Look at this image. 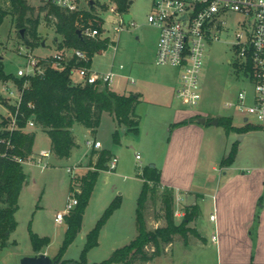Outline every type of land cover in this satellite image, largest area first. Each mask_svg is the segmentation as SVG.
<instances>
[{"label":"rangeland","instance_id":"1","mask_svg":"<svg viewBox=\"0 0 264 264\" xmlns=\"http://www.w3.org/2000/svg\"><path fill=\"white\" fill-rule=\"evenodd\" d=\"M26 3L29 9L21 22L27 17L40 18L41 22L38 29L40 39L29 52L39 57H45L50 52L55 53L59 50L58 43L62 38L56 33L54 25L46 21V12L41 10L44 6L43 1L26 0ZM96 3L102 7L101 9H104L103 12H100L104 21L105 32L103 35L109 38L110 45L107 50L95 54L91 66L94 70L107 72L117 68L121 63L126 65L125 71H128L136 83L128 85L123 82L121 86L115 87L120 94H129L128 91H136L137 89L143 92L141 102L136 108V113L142 123V136H136L133 131H127V129L124 131L119 126L116 127L114 125L115 121L106 112L95 135H91L90 130L79 123L73 126L72 131L79 147L73 150L70 159L55 162L51 157L47 159L48 167L36 163H26L25 170L29 171V181L24 186L20 198V208L16 214L18 226L12 233V239L17 241V245H10V247L0 250V264H20L22 257L33 255L34 249L29 234L30 227L40 236L51 238L52 241L48 248L49 256L54 258L58 254L65 237L66 223H56L55 217L57 211L65 207L72 179L75 185L77 180L81 179L87 172L96 170L97 156H92L93 148L88 145V142L94 139L102 143V147L96 150H112L115 153L119 160L118 166L116 170L107 169L100 172L85 210L82 229L75 241L68 247L64 258L70 260L80 259L88 233L96 225L110 202L116 197H119L122 206L102 231L99 245L88 252V263L101 262L109 258L116 248L128 244L138 233L136 208L142 185L138 174L143 166L149 165L151 162L156 163L158 167L161 166L167 149L166 121L174 116L176 110L182 111V104L175 98L171 86L173 74L175 76L174 70L159 66L155 61L159 32L148 23V14L152 7L151 1L130 0L128 10L139 26L122 33L115 31V27L120 24L116 14L105 9L112 5V1L96 0ZM4 5L7 7V4ZM16 24V20L11 16H7L0 24L1 61L4 71L14 76L17 75L20 68L26 69L28 67L26 56L28 46L20 36L19 29L21 28H18ZM26 36L28 37L27 31L25 32ZM228 40L230 38L223 36L222 41L214 42L206 50L207 62L202 81L204 99L198 109L209 111L210 116H217V118L229 117L227 114H234V111H229L224 107V103L234 99L236 92L245 83L240 78L242 77V68L238 56L237 70L229 63V60L236 59V55L227 42ZM8 83H12L11 87L14 95H17V85L13 81H8ZM123 85H126L127 89L123 90ZM2 89L3 84L0 82V90ZM1 97L0 103L6 107L7 104L14 105L17 101L15 96L4 95V92ZM0 113V134L11 132L9 130L10 109L7 107L5 110L3 106H0ZM232 118L236 126L240 127L243 124L238 115H234ZM5 119L8 122L6 124L3 123ZM116 129L119 132L118 141L114 137ZM26 130L31 129L27 128ZM208 134H211L209 139L214 140V159L219 160L225 155L226 137L228 135L220 125L211 126ZM246 134L248 138L244 140L238 158V164L245 168L252 165L255 159L264 160V130L254 127ZM36 136L38 147H49L50 139L45 132L41 129L37 130ZM231 136L237 135L232 134ZM204 152L205 148L202 156L206 154ZM137 155H139V158H137ZM50 162L54 165H50ZM77 165L81 168L80 170L73 169ZM69 168L73 169L75 178H72V174L68 172ZM150 186L152 190L148 193L143 214L148 228L155 230L166 225L163 219L162 204V195L166 189L152 183H150ZM75 189H79L78 186H75ZM199 199V197L196 198V200ZM200 201L199 205L197 204L199 214L195 220H199L200 227L207 234L211 231L208 221L209 201L205 203ZM193 205L196 204H179L174 199L175 221L177 224L182 223L184 220L187 208L193 210ZM178 211H180V214H178ZM188 227V240L185 241L178 234L176 235V242L192 243L197 240L195 223L190 222ZM169 246L165 247L161 255L165 258L159 259V256L147 263L138 262L137 264H171L173 249ZM201 254V259L199 257L197 259L198 264H216L215 248L207 249L206 252Z\"/></svg>","mask_w":264,"mask_h":264},{"label":"trees","instance_id":"2","mask_svg":"<svg viewBox=\"0 0 264 264\" xmlns=\"http://www.w3.org/2000/svg\"><path fill=\"white\" fill-rule=\"evenodd\" d=\"M7 4V7L4 5ZM29 7L26 0H0V24L7 16L16 20L18 28H25L27 35L25 44L35 47L40 39L38 32L40 18L27 17L22 19ZM118 9L121 12L128 11V0H120ZM46 12V21L52 23L62 40L58 43L59 50L81 49L87 53V62H78L73 58L63 69H55L47 65L48 57L42 58L41 64L45 71L40 75L24 76L6 73L0 59V81H13L21 92L17 116V128L12 132L0 134V250L7 246L11 234L17 229L16 212L19 209V197L27 180V174L23 164L15 157L27 158L33 153L36 131H26L25 127L29 118H33L36 128L41 129L51 139V152L59 159H68L73 149L77 146L72 128L79 123L91 130L95 135L101 126L104 112L114 115L118 124H125L130 131L138 132L140 117L136 113L137 105L141 102L140 94H120L107 86L74 83L71 79V68L75 65L91 66L92 59L97 53L108 49L109 38L87 39L79 36L76 22L78 13H68L56 5H44L41 8ZM90 14H87V17ZM27 84V86H25ZM2 97L0 96V100ZM12 113L17 111L15 105L7 104ZM4 124L8 123L5 119ZM219 125L223 126L227 133H246L253 129L252 125L236 127L232 117H219ZM259 128V127H258ZM119 132L114 133L118 141ZM7 138V142L1 139ZM238 152L234 143L228 156L222 164L230 165L234 162ZM97 156L96 170L87 172L74 185L73 180L69 192H73L78 186L80 192H76L78 204L65 217L67 226L65 238L54 257L60 264H89L88 252L99 245V236L103 226L111 215L121 206V201L116 198L106 208L96 225L87 235L86 244L81 252L79 260L64 259L68 247L75 241L82 229L85 210L89 204L100 171L109 169L107 163L113 156L109 150H92V156ZM144 180L143 188L138 199L136 212L137 236L128 244L113 251L111 256L101 262L91 264H137L147 263L159 256L165 247L176 240V235H181L188 240V224L196 219L199 214V206L193 205L192 211L187 208L182 223L177 224L174 212V192L164 188L162 204L166 222L165 226L150 230L143 214L148 193L152 190L150 183L161 186V171L157 167L144 166L138 174ZM162 187V186H161ZM30 240L34 251H42L51 244L49 236H40L29 228ZM198 237V233L195 232ZM16 244V242H14ZM248 264H259L251 262Z\"/></svg>","mask_w":264,"mask_h":264},{"label":"built area","instance_id":"3","mask_svg":"<svg viewBox=\"0 0 264 264\" xmlns=\"http://www.w3.org/2000/svg\"><path fill=\"white\" fill-rule=\"evenodd\" d=\"M44 5H56L68 13H78L76 26L81 31V37L87 39H105L103 35L104 21L100 12L104 9L98 6L96 0H42ZM112 5L108 9L115 13L120 24L115 27L117 33L137 28L139 25L131 19L125 20L127 12L118 9L120 0H111ZM151 11L148 14V23L159 32L157 39L156 64L169 67L174 70L176 88L174 96L184 108L194 112L204 99L203 78L207 62L206 50L214 42L222 41V37H228L227 42L231 45L236 55L235 60L229 63L237 70V56L240 59L241 79L244 86L236 92L232 100L224 103L229 111V117L238 115L244 125H256L264 130V0H150ZM130 0H128V3ZM97 8V11H96ZM87 14L90 16L87 17ZM28 48L26 56L28 67L20 68L17 72L19 78L43 74L45 66L41 64L42 58L48 57L47 65L63 70L68 63L75 58L78 62L89 60L87 53L81 49L58 50L52 55L39 57L33 55ZM117 50V47H116ZM126 66L119 64L117 68L107 72L97 71L92 66L75 65L71 68V79L74 83L95 84L107 86L117 91L116 87L128 81L135 83V79L125 73ZM237 77V75H236ZM237 80V78H236ZM27 86V84H25ZM21 90L17 89V95L9 91L10 96H15L14 104L17 108L15 113H9V130L17 128V116L21 101ZM36 127L34 119L29 118L27 128ZM2 142L10 143L7 138ZM94 149L102 146L100 141L89 142ZM51 150H43L38 155L31 154L27 158L15 157L21 164L36 163L48 167L47 158L51 156ZM139 158V155H137ZM118 158L112 156L107 166L110 170L117 169ZM75 170V168H73ZM73 169L68 172L74 177ZM73 180V179H72ZM74 189L69 192L65 207L55 217V222H65V217L78 204ZM216 220V214L210 216ZM217 239V234L212 236Z\"/></svg>","mask_w":264,"mask_h":264},{"label":"crops","instance_id":"4","mask_svg":"<svg viewBox=\"0 0 264 264\" xmlns=\"http://www.w3.org/2000/svg\"><path fill=\"white\" fill-rule=\"evenodd\" d=\"M49 55H52V53L50 52L46 56ZM125 73L130 75L128 71H125ZM0 82L3 84V89L0 90V96L3 95V92L4 95L10 96L9 91H13L11 87L12 83ZM124 82L125 84L132 85L130 82L128 83V81ZM125 86H122L123 90L127 89ZM171 86L175 93L176 77L174 74ZM116 92H119V90ZM128 92L140 94V99H142L143 92L140 89ZM0 106H3L5 110L7 109V107L1 103ZM105 113L106 112L103 113L102 119ZM107 113L115 121L114 125L116 127L119 126L124 131H126V129L130 131L127 125L118 124L114 115L109 112ZM202 118H205V122H201ZM215 118H217V116H210L209 111L199 109V111L194 112L184 108L182 105V111L176 110L174 116L166 121V136H168L167 149L161 166L158 167L154 162L148 165L157 167L161 171V186L173 190L176 203L188 205L198 204L200 200L202 203L209 201L208 221L211 226V231L206 234L200 227L199 220H194L193 223H195L199 235L197 240L192 243L186 242L187 244L176 242L175 240L173 243L169 244V247L173 249V256L170 260L171 264H198L199 262L197 259L198 257L201 259V253L206 252L207 249L213 248H215L216 251V264H248L251 262L264 264V160L255 159L253 164L246 168L238 164V158L244 144L243 142L248 138L247 132L241 134L226 132L228 136L226 137L227 146L225 155L219 160L214 159V140L209 139L211 134L208 133L211 126H216V124L212 123ZM217 125H219V123ZM233 125L236 126L234 120ZM141 126L142 123L140 121L138 132H135L136 136H142ZM244 126L246 125L242 124L240 127ZM29 129L31 130L26 131L31 132L40 130L36 127L35 129ZM116 131L118 130L116 129L115 132ZM232 134L237 136H231ZM36 139L37 136L35 137L33 146V155H38L43 150H51L50 138L48 148L38 147ZM234 143H236L238 147L234 162L230 165L222 164L223 159L228 156ZM76 144L77 146L75 148L79 147L77 140ZM88 145L90 146L89 142ZM204 148L206 152V154H204L205 157L202 156ZM109 151L113 156H116L112 150ZM51 157L55 162L64 160L57 158L53 153H51L49 158ZM25 164H23L24 170ZM50 165H54V163L50 162ZM78 165L75 170L81 169ZM25 172L27 174V180L24 186L28 184L29 181V171L25 170ZM139 180L142 184L140 189L141 194L144 180L142 178H139ZM24 186L19 197V208ZM197 197L200 199L196 200ZM121 206L116 211H118ZM61 210L63 209H59L57 213ZM116 211L103 226L100 236L104 228L114 217ZM213 213L216 214V220L214 221L210 219ZM178 214H180V211H178ZM215 234H217V239L213 240L212 236ZM10 238L7 246L4 248L10 247V245H17V241L12 239V234ZM13 242H16V244H13ZM49 246L50 245L44 247L41 252L49 255ZM35 252L36 251H34L33 255ZM163 258L165 257H159V259Z\"/></svg>","mask_w":264,"mask_h":264},{"label":"water","instance_id":"5","mask_svg":"<svg viewBox=\"0 0 264 264\" xmlns=\"http://www.w3.org/2000/svg\"><path fill=\"white\" fill-rule=\"evenodd\" d=\"M131 17H132L131 13H126L124 15L126 21L131 19ZM25 32H26L25 28L19 29L20 36L23 39L25 38ZM77 33L79 34V36H81L80 30H78ZM0 59H2L1 56ZM201 122H205V118H202ZM212 123L217 125L219 123V119L215 118ZM20 264H60V262L49 256L47 253L36 251L34 255L22 257L20 260Z\"/></svg>","mask_w":264,"mask_h":264}]
</instances>
